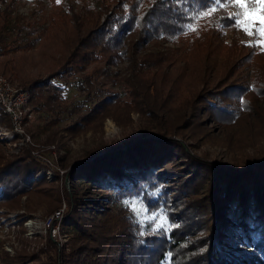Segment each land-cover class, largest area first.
I'll use <instances>...</instances> for the list:
<instances>
[{"label": "trees", "instance_id": "16d2710c", "mask_svg": "<svg viewBox=\"0 0 264 264\" xmlns=\"http://www.w3.org/2000/svg\"><path fill=\"white\" fill-rule=\"evenodd\" d=\"M20 2L0 0V73L26 91L48 142L102 130L106 119L126 128L132 112L158 128L75 161L59 191L44 171L61 180L59 172L32 147L7 156L0 146V206L33 212L47 196L49 213L64 199L71 231L64 246L49 238L36 251L0 249V264H264V55L223 42L222 28L236 27L232 12L212 16L238 11L234 0L206 8L205 0H101L14 17ZM207 121L248 126L261 141L232 163L211 160L176 136L196 139ZM0 126H12L1 108ZM77 176L113 184L106 204L95 196L81 203L69 184ZM144 209L166 214L170 230L154 232Z\"/></svg>", "mask_w": 264, "mask_h": 264}, {"label": "rangeland", "instance_id": "374dc122", "mask_svg": "<svg viewBox=\"0 0 264 264\" xmlns=\"http://www.w3.org/2000/svg\"><path fill=\"white\" fill-rule=\"evenodd\" d=\"M100 1L101 0H47L43 4H39L38 0H21V2L15 6V10L12 12V15L14 17L17 15L23 16L31 14L32 11H36V15L39 17L44 15L58 16L63 15L71 4L78 9L81 6H97ZM224 10L225 11L221 12L217 11L212 16H216L218 14L221 15L227 11L232 13L237 12V9H234L233 7L226 8ZM258 26L259 24L253 25L252 35H249L238 27L222 28L223 42L226 44L237 43L240 45L243 44L253 46L259 53L264 55V43H257V41H264V36L254 34V29ZM164 46L174 45L171 43H165ZM125 65V62L119 63L113 67V70L122 72ZM189 72L192 71L190 70ZM13 85L18 87L16 83ZM70 91L71 90L68 89L67 96L74 93L73 89L71 93ZM76 96L79 97L80 95L76 94ZM28 112H30V114L28 113L29 115H27L28 117L24 118L21 122L22 126L20 132H15L13 130V125L11 127L0 126V146L7 156L19 153L25 147H32V152L38 156L41 161L51 165L55 171L59 172L61 180H56V177H54L50 171H44V174L48 176L49 180L54 182V184L56 183L55 185H57L58 191L60 184H62V178L66 170L75 161H84L89 159L91 153L95 151H103L105 146L109 145L111 142L122 140L126 134L134 136L142 132L143 129L152 130L154 132L158 128V122L147 114L142 115L141 113L132 112V122L126 128L118 126L111 119H106L102 130H91L74 138L65 135L60 137L57 136L56 140L51 143L46 140L44 132L36 127L40 124L38 115L34 111H30L29 107ZM171 117L172 116L170 115L163 114L160 122L169 124L166 123V121L169 122ZM206 126L207 128L201 130L200 135L196 139H191L190 137L182 136L181 134H176V136L178 138L183 137L185 142L191 144V150L193 152L204 154L209 159L216 160L222 164L232 163L235 159L242 157L243 153L253 151L258 147V144L261 141V138L255 142L250 139V136L257 131L254 130L249 132L250 127L242 124L219 128L214 123L207 121ZM30 129L31 132L33 131L32 134L29 131ZM257 134L258 133L255 135ZM104 180H101V184H96L77 176L74 180H70L69 184L72 192L81 198V203L88 205L89 202L85 198L95 196L99 197L101 202L106 204V197L111 194L115 187L107 180ZM52 194L56 196L55 192H52ZM35 200L37 208L33 212L27 211L23 206L18 209H8L6 206H0V217L4 218L5 215H10L11 220L15 219V221L18 222L16 226H14V239L11 238V235H5L4 242L0 240V249L7 252L9 255H13L15 250L20 248H24L29 251H36L37 248L45 244V241L51 238L48 232H39L29 235L27 233L29 231V227L25 224L29 217L44 218L62 207H64V210L66 209V202L64 199L61 200L59 208L52 210L49 213L46 208L53 205L54 201L52 198L46 196L43 199L38 198ZM24 201L25 197L22 198V202ZM128 201L131 202L132 200ZM141 207V204L136 201L135 209L130 208L136 214H139L142 211ZM25 227L28 231H26ZM61 228L65 234V237H63L64 240L59 241L57 238L51 239L59 245L64 246L71 236V231L69 229V225L64 223L63 217ZM260 234H264L263 231H261ZM7 243L11 246V251L8 250L7 245H5Z\"/></svg>", "mask_w": 264, "mask_h": 264}, {"label": "built area", "instance_id": "2783aa9c", "mask_svg": "<svg viewBox=\"0 0 264 264\" xmlns=\"http://www.w3.org/2000/svg\"><path fill=\"white\" fill-rule=\"evenodd\" d=\"M221 11L225 10H219V12ZM0 108L10 116L13 130L15 132H20L22 120L27 118V115L30 114V112H28V94L26 91L14 86L2 75H0ZM63 210L64 207L55 210L44 218L29 217L25 222L27 227H29V231L25 227L26 231H28L27 233L33 235L39 232H48L51 238H57L59 241H63V237H65L61 228ZM17 223L15 219L11 220L10 215H5L4 218L0 217V240L2 242H4L5 235H11V238L14 239V226H16ZM9 243L5 245H7L8 250L11 251L12 249Z\"/></svg>", "mask_w": 264, "mask_h": 264}, {"label": "snow or ice", "instance_id": "6c2138e0", "mask_svg": "<svg viewBox=\"0 0 264 264\" xmlns=\"http://www.w3.org/2000/svg\"><path fill=\"white\" fill-rule=\"evenodd\" d=\"M157 2H159V0H157ZM219 2L220 0H205L202 7L206 8L210 4H219ZM234 3L237 6L238 11L231 14L227 19L249 35L253 34V25L259 24L258 27H255L254 34L264 36V0H234ZM257 43H264V41H257ZM123 203L133 209L136 207L135 200H132L131 202L125 200ZM143 211L151 212V215L145 218L153 220V223L155 224V228L153 229L154 232L161 229L164 231L170 230L167 226L168 218L166 214L160 213L159 210L153 211L144 209ZM136 222L139 223V221Z\"/></svg>", "mask_w": 264, "mask_h": 264}, {"label": "bare ground", "instance_id": "6f19581e", "mask_svg": "<svg viewBox=\"0 0 264 264\" xmlns=\"http://www.w3.org/2000/svg\"><path fill=\"white\" fill-rule=\"evenodd\" d=\"M0 75H2V74H0ZM2 76H4V75H2Z\"/></svg>", "mask_w": 264, "mask_h": 264}]
</instances>
